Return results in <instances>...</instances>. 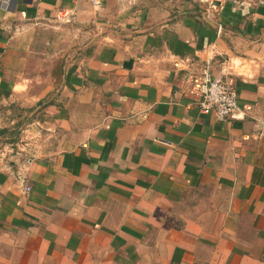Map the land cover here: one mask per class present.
Here are the masks:
<instances>
[{"label": "crops", "instance_id": "1", "mask_svg": "<svg viewBox=\"0 0 264 264\" xmlns=\"http://www.w3.org/2000/svg\"><path fill=\"white\" fill-rule=\"evenodd\" d=\"M97 2L0 8V264H264V0Z\"/></svg>", "mask_w": 264, "mask_h": 264}, {"label": "built area", "instance_id": "2", "mask_svg": "<svg viewBox=\"0 0 264 264\" xmlns=\"http://www.w3.org/2000/svg\"><path fill=\"white\" fill-rule=\"evenodd\" d=\"M98 4L97 0H93ZM212 2L214 0H203ZM14 0H0V8L9 10L12 8ZM213 52H215L213 50ZM213 57V56H212ZM208 58V62L212 58ZM184 62V60H177ZM189 63V61H188ZM228 63L226 67L228 68ZM225 68V67H224ZM225 74L229 73L224 69ZM195 90L198 94V105L202 110H213L219 119H225L229 116H234L239 108L238 93L234 89L232 83L227 78H216L212 75L210 67L206 65L201 68L200 72L195 77ZM24 135L17 142L8 143L0 149V155L5 158V161L10 164L11 157H15L16 163L20 166L16 172V177L24 183L26 189L30 186L26 185L27 174L26 170L29 165L38 158L41 150L45 145L46 139L43 134L36 131L31 133L29 128L24 130Z\"/></svg>", "mask_w": 264, "mask_h": 264}]
</instances>
